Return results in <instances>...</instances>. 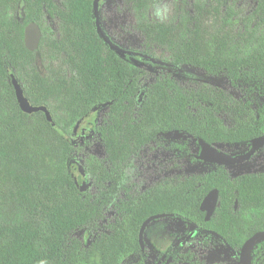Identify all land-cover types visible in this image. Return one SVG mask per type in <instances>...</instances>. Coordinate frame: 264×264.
Masks as SVG:
<instances>
[{"label":"trees","instance_id":"obj_1","mask_svg":"<svg viewBox=\"0 0 264 264\" xmlns=\"http://www.w3.org/2000/svg\"><path fill=\"white\" fill-rule=\"evenodd\" d=\"M129 1L140 8L150 0ZM21 7L25 13L17 17ZM5 9L15 16L0 20V82H8L20 115L8 117L5 131L0 133V208L17 209L21 217L17 221H0V264H79L76 255L83 244L97 251L103 263H113L127 252L142 254L138 244L140 225L157 213L183 221L195 220L196 226L189 231L193 236H211L237 249L255 231L264 230V173L247 172L232 178L225 166L212 164L214 170L206 176L186 175L170 187L136 196L117 171L131 152L159 133L181 131L196 142L203 138L209 143L238 146L264 135V117L263 121L257 120L237 102L233 108L241 120L233 127H221L216 114L232 100L221 90L198 93L211 104L200 110L193 104L194 95L184 91L169 73L137 89L142 70L135 62L169 68L179 75H187L186 68L191 66L211 73L223 72L232 79L264 81V50L253 49L244 54L245 39H234L226 20L208 41L206 21L213 10L198 3L192 4L188 24L138 21L136 26L150 46L144 51L133 50L135 54L113 49L111 44L121 46L103 24L104 35L97 31L93 0H60V5L54 0H0V12ZM42 14L59 19V36L48 39L42 35L38 48L29 51L24 45V27L31 21L38 24ZM232 44L238 48L234 54ZM152 47H160L168 57H153ZM44 48L65 55L68 75L41 71L35 56ZM24 69L29 75L22 79L16 71ZM13 76L20 84L24 80L25 85L21 86L33 105L48 108L49 101L57 98L73 116H84L92 108H108V120L96 130L113 171L98 165H91L90 169L97 179L108 183V200H113L117 214L114 222L106 224L109 233L100 232L92 241L86 235L82 241L70 239L73 231L95 225L102 218V206L108 197L102 194L94 198L88 190H81L69 172L52 178L41 175L39 153L22 133L23 118L40 115L34 128L47 131L56 139L63 137L62 132L55 128L50 110L51 122L42 111L28 114L20 110L11 82ZM179 154L196 159L188 151ZM212 188L219 192L218 206L205 221L199 205ZM120 191L124 192V199L117 198ZM181 247V238L175 240L165 251L166 259L182 256L184 264H206L192 253L181 255ZM228 252L239 259L238 253Z\"/></svg>","mask_w":264,"mask_h":264},{"label":"rangeland","instance_id":"obj_2","mask_svg":"<svg viewBox=\"0 0 264 264\" xmlns=\"http://www.w3.org/2000/svg\"><path fill=\"white\" fill-rule=\"evenodd\" d=\"M60 5V0H54ZM198 3L209 7L213 14L208 18V41L219 30L224 20L228 23L234 39L244 41L243 53L253 49L264 50V0H150L138 8L129 0H99L100 19L106 31L121 47L129 50L144 51L149 47L143 34L137 28V22H170L173 24H188L192 14V4ZM20 8L17 17L24 14ZM13 11L5 9L0 12V20L13 16ZM15 16V15H14ZM38 24L42 35L48 39L59 36L60 21L42 14ZM240 35V36H239ZM249 37V38H247ZM150 54L159 59L168 57L160 47H152ZM231 54L237 47L232 44ZM65 55L56 50L44 48L35 56V62L42 72L54 76L68 75L69 70L64 62ZM142 72L138 78L137 89L148 86L160 75L169 73L182 89L189 92L193 104L203 110L211 104L198 93H211L221 90L232 100L220 107L216 118L221 127L235 126L240 120V114L233 108L235 102L242 103L247 112L257 120L264 117V81L258 79H232L225 73H211L202 68L187 66V75H179L169 68L151 67L147 63L135 62ZM22 79L29 75L28 69L16 71ZM24 86V80L21 81ZM48 108L52 112L55 128L62 132V138L56 139L47 131H36L35 123L40 115L24 117L23 135L29 138L30 147L38 151L40 156V172L43 177L52 178L58 173L69 172L81 190H88L94 198L107 195L102 206V218L95 225L77 229L70 233V239L82 241L88 236V241L94 240L98 233H109L106 224L114 222L117 217L113 200H108L110 194L108 183L97 179L91 165H98L113 171L106 160V152L98 135L96 126L108 120V108H92L84 116H73L62 107L60 99L49 101ZM138 107L135 105L134 110ZM20 113L14 101V96L8 82H0V133L4 132L5 120L8 117L17 118ZM135 117V114L132 115ZM264 134V122H261ZM67 144L68 148H64ZM216 146L230 154L243 152L246 147L228 143H216ZM188 151L198 153V145L193 136L181 131L159 133L153 140L131 152L117 167L124 176L125 184L132 195L149 193L157 188L170 187L186 175L196 174L206 176L213 172L211 163L181 156L179 153ZM230 177L253 172L264 173V144L246 162L225 166ZM120 191L118 199H124ZM21 213L17 209L0 208V221H17ZM197 221H183L180 218L164 216L151 221L144 231V250L127 252L113 263H103L97 251L83 244L77 253L79 264H165L166 249L177 239L185 241L180 253H192L204 260L206 264H240L228 252L226 246L214 237L207 235L193 236L189 231L194 229ZM182 256L173 258L168 264H184ZM249 264H264V238L256 242L249 250Z\"/></svg>","mask_w":264,"mask_h":264},{"label":"water","instance_id":"obj_3","mask_svg":"<svg viewBox=\"0 0 264 264\" xmlns=\"http://www.w3.org/2000/svg\"><path fill=\"white\" fill-rule=\"evenodd\" d=\"M99 0H93V13L95 18V24L97 31L100 32L101 35H104L103 28H102V21L100 19V12H99ZM42 37V31L40 26L34 22L31 21L27 23L24 27V45L29 51H34L38 48L40 44V40ZM111 47L115 49L117 52L120 53H137L133 50L125 49L123 47H118L113 44H111ZM149 59L152 61H156L154 58L148 56ZM12 86L15 93V98L17 101V104L21 111L25 113H34L37 111H42L47 120L49 122L52 121V116L49 111V109L45 105H33L29 102L27 97L24 94L23 88L21 84L18 82V80L13 76L11 77ZM251 145L248 150L237 153V154H230L227 153L221 149H219L216 146V143H209L205 141L203 138H197V145H198V153L195 154V158L200 161H205L209 163L214 164H220V165H236L240 163H244L248 161L256 151H258L262 145L264 144V135H259L251 139ZM218 190L217 188H212L202 199L199 209L204 212V220L208 221L211 216L214 214L215 209L218 206ZM237 205V201H235V208ZM164 213H157L152 214L148 216L140 225L139 231H138V244L140 246V249L144 250V231L147 227V225L158 218L164 217ZM210 233L219 236L216 232L210 230ZM220 237V236H219ZM264 238V230H258L255 231L252 235H250L242 244V246L239 249V263L240 264H249L246 254L249 248H251L256 242L259 240H262ZM185 241H183L184 243ZM229 249H231L234 253L235 250L231 246H228ZM171 260V257H168L165 264H168Z\"/></svg>","mask_w":264,"mask_h":264},{"label":"flooded vegetation","instance_id":"obj_4","mask_svg":"<svg viewBox=\"0 0 264 264\" xmlns=\"http://www.w3.org/2000/svg\"><path fill=\"white\" fill-rule=\"evenodd\" d=\"M254 138V137H253ZM251 141V140H250ZM249 141V143L247 144V145H244V147H246V149L244 150V151H246V150H248L249 149V147H250V145H251V142ZM197 143V142H196ZM236 146H238V145H236ZM243 151V152H244ZM242 153V152H241ZM256 153V152H255ZM237 154V153H236ZM198 160V159H197ZM205 162V161H204ZM209 163V162H208ZM211 164H214V163H211ZM218 165H220V164H218ZM223 166H226V165H223ZM241 175V174H240ZM239 176V175H238ZM203 212V211H202ZM204 213V212H203ZM212 217V216H211ZM191 234V233H190ZM219 237V236H218ZM224 243H225V240L223 241ZM182 244H183V241H182ZM225 246H226V248L227 249H229L228 248V245L225 243L224 244ZM240 249V248H239ZM239 249H237V248H234V250H235V253H239ZM141 250V249H140ZM229 250H231V249H229ZM142 251V250H141ZM231 252L232 253H234L232 250H231ZM239 255V254H238ZM169 257H171V256H169ZM233 258V257H232ZM168 259V258H167ZM171 259H172V257H171ZM236 261H238L239 262V259L238 260H236Z\"/></svg>","mask_w":264,"mask_h":264},{"label":"bare ground","instance_id":"obj_5","mask_svg":"<svg viewBox=\"0 0 264 264\" xmlns=\"http://www.w3.org/2000/svg\"><path fill=\"white\" fill-rule=\"evenodd\" d=\"M249 250H250V248H249L248 251H247L246 258L248 257V252H249Z\"/></svg>","mask_w":264,"mask_h":264}]
</instances>
